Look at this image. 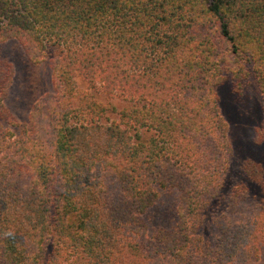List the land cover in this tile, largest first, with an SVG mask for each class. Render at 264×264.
<instances>
[{"label": "trees", "instance_id": "1", "mask_svg": "<svg viewBox=\"0 0 264 264\" xmlns=\"http://www.w3.org/2000/svg\"><path fill=\"white\" fill-rule=\"evenodd\" d=\"M8 40L51 88L20 120L0 56V264H264L260 208L199 232L232 152L217 85L255 79L264 143V0H0Z\"/></svg>", "mask_w": 264, "mask_h": 264}, {"label": "rangeland", "instance_id": "2", "mask_svg": "<svg viewBox=\"0 0 264 264\" xmlns=\"http://www.w3.org/2000/svg\"><path fill=\"white\" fill-rule=\"evenodd\" d=\"M0 56L10 60L15 67L7 105L23 121L34 102L51 88L49 68L46 62H29L15 40L0 44ZM75 84L79 88L86 87L79 76L75 78ZM215 91L220 112L228 125L232 152L228 157L224 185L204 212L199 232L217 247L222 236L226 239L233 237L241 222L245 223L247 216L251 215L250 210L258 211L260 208L264 220V143L258 145L253 141V131L263 119L260 92L255 79H245L240 94L234 91L230 80L217 85ZM248 160L261 166L262 185L245 172L244 164ZM168 207L171 205L166 206V221L171 219V209Z\"/></svg>", "mask_w": 264, "mask_h": 264}]
</instances>
